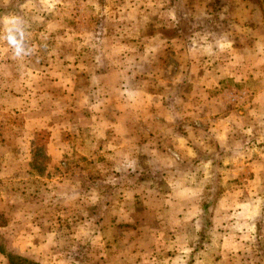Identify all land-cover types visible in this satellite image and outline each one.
<instances>
[{
	"label": "rangeland",
	"instance_id": "374dc122",
	"mask_svg": "<svg viewBox=\"0 0 264 264\" xmlns=\"http://www.w3.org/2000/svg\"><path fill=\"white\" fill-rule=\"evenodd\" d=\"M4 50L67 130L0 65V264H264V0H0Z\"/></svg>",
	"mask_w": 264,
	"mask_h": 264
},
{
	"label": "crops",
	"instance_id": "0c3cea01",
	"mask_svg": "<svg viewBox=\"0 0 264 264\" xmlns=\"http://www.w3.org/2000/svg\"><path fill=\"white\" fill-rule=\"evenodd\" d=\"M2 11V10H1ZM3 12V11H2ZM1 12V13H2ZM6 14L3 13V15ZM7 15V14H6ZM5 16V15H4ZM13 55L12 53H7L6 50H4L1 55H0V65H7V70L9 72V80H8V93L10 94L9 97V101L11 103H17V104H21L24 105V110H26L24 112V114L19 115L20 118H23V131L25 130H30V134L27 133L26 139H30L29 135H31L32 139H33V135L35 132L41 131L42 129L47 128L50 132H57L60 135L61 134H65V130H67V127H65V124H63V121H54L49 119L48 116H43L42 114H40V110L43 109V103L44 102H39L40 98L43 94V92H40L38 88V86H40L39 84L31 82L29 80V77L32 76L30 74V70L28 68H21L18 70H15V68L12 67L13 64ZM16 83L19 84V87L21 89V91H16V89L14 87H18L16 85ZM28 84H32L33 86L29 87ZM19 93V94H18ZM48 93V92H47ZM104 110V108H100V111L98 112L99 114H101V112ZM22 116V117H21ZM104 123V121L101 119V116H98V119L94 120V124H98L100 126H102ZM51 124V125H50ZM48 125L52 126V127H47ZM65 132V133H63ZM6 133V132H5ZM11 133V132H9ZM26 135V134H25ZM24 135V136H25ZM7 136H9L8 132L7 134H5V139H7ZM28 137V138H27ZM24 138V137H23ZM22 137L19 138V140L23 139ZM91 145V144H90ZM99 148L91 150V151H86V152H79L77 153V155H79L81 161L83 162V164H88L89 160L83 159V158H87L89 159L90 157H109L108 154L103 153L102 151H98ZM102 153V154H101ZM135 162V161H134ZM134 162H131L134 168ZM127 186V185H125ZM129 187V186H128ZM127 188V187H126ZM173 198V197H172ZM172 198H170L168 200V208L167 210H169V212L173 213V212H177L179 210V207L181 209V206L183 207V209H181L180 213L183 215L181 218V226L183 227V231L185 232L187 230H189V228L187 227V224H191V226L193 225L194 229L196 228L195 226L200 223V221H202L203 216V207L204 204L202 202V200H200V198L198 197H193L191 199V204L197 206L196 208H189L186 207L185 204L190 203V199L189 198H181L182 201L179 200V203L181 206H178V202L177 203H173ZM174 200H177L178 198H173ZM186 201V202H185ZM186 208V210H185ZM250 211V210H249ZM170 213V214H171ZM179 213V212H178ZM162 215V214H161ZM159 213H157V221L161 219V216ZM123 217H128V213H125L122 215ZM167 220V219H165ZM117 223H121L117 220ZM124 223H128L127 221L123 222ZM158 223V222H157ZM231 229V228H226ZM225 231V235H230L232 233V230ZM182 231V232H183ZM218 232V230H216V233ZM183 234V233H182ZM184 235L186 236V233H184ZM213 236H217L215 233L213 234ZM179 237L182 238V241L180 243L183 244H188L189 241L187 239H185L184 237H182L181 233L179 235ZM172 244V241L170 242ZM170 246V245H169ZM173 247V246H172Z\"/></svg>",
	"mask_w": 264,
	"mask_h": 264
},
{
	"label": "clouds",
	"instance_id": "9594fccd",
	"mask_svg": "<svg viewBox=\"0 0 264 264\" xmlns=\"http://www.w3.org/2000/svg\"><path fill=\"white\" fill-rule=\"evenodd\" d=\"M17 19L18 18H11L8 21L9 26L7 27L6 32H7V42H8L9 45H12V44H15L16 43L15 37L11 33H12L13 27L16 24ZM13 52H14V55H17V53L15 51H13Z\"/></svg>",
	"mask_w": 264,
	"mask_h": 264
},
{
	"label": "trees",
	"instance_id": "16d2710c",
	"mask_svg": "<svg viewBox=\"0 0 264 264\" xmlns=\"http://www.w3.org/2000/svg\"><path fill=\"white\" fill-rule=\"evenodd\" d=\"M11 264H39L23 256H9Z\"/></svg>",
	"mask_w": 264,
	"mask_h": 264
}]
</instances>
